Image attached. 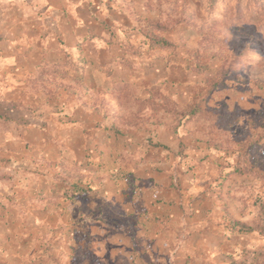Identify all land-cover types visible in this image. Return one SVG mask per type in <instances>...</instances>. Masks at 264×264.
<instances>
[{
  "label": "rangeland",
  "instance_id": "374dc122",
  "mask_svg": "<svg viewBox=\"0 0 264 264\" xmlns=\"http://www.w3.org/2000/svg\"><path fill=\"white\" fill-rule=\"evenodd\" d=\"M0 264H264V0H0Z\"/></svg>",
  "mask_w": 264,
  "mask_h": 264
},
{
  "label": "trees",
  "instance_id": "16d2710c",
  "mask_svg": "<svg viewBox=\"0 0 264 264\" xmlns=\"http://www.w3.org/2000/svg\"><path fill=\"white\" fill-rule=\"evenodd\" d=\"M151 45L153 46H166L167 45V42L163 39H160L156 36L152 37V40H151Z\"/></svg>",
  "mask_w": 264,
  "mask_h": 264
},
{
  "label": "crops",
  "instance_id": "0c3cea01",
  "mask_svg": "<svg viewBox=\"0 0 264 264\" xmlns=\"http://www.w3.org/2000/svg\"><path fill=\"white\" fill-rule=\"evenodd\" d=\"M5 57H8V55H7V56H5Z\"/></svg>",
  "mask_w": 264,
  "mask_h": 264
}]
</instances>
